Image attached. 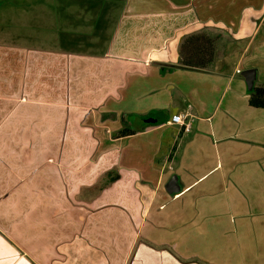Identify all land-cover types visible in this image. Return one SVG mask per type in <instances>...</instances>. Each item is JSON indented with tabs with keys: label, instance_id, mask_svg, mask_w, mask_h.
I'll use <instances>...</instances> for the list:
<instances>
[{
	"label": "crops",
	"instance_id": "0c3cea01",
	"mask_svg": "<svg viewBox=\"0 0 264 264\" xmlns=\"http://www.w3.org/2000/svg\"><path fill=\"white\" fill-rule=\"evenodd\" d=\"M247 70L264 0H0V264H264Z\"/></svg>",
	"mask_w": 264,
	"mask_h": 264
},
{
	"label": "trees",
	"instance_id": "16d2710c",
	"mask_svg": "<svg viewBox=\"0 0 264 264\" xmlns=\"http://www.w3.org/2000/svg\"><path fill=\"white\" fill-rule=\"evenodd\" d=\"M214 38L205 35H190L186 37L180 44L179 56L181 59V67L195 70L208 69L215 58ZM174 66H167L172 69ZM165 69V68H164ZM248 103L253 108L264 109V86H254L249 92ZM136 130L123 128L117 135H131Z\"/></svg>",
	"mask_w": 264,
	"mask_h": 264
},
{
	"label": "built area",
	"instance_id": "2783aa9c",
	"mask_svg": "<svg viewBox=\"0 0 264 264\" xmlns=\"http://www.w3.org/2000/svg\"><path fill=\"white\" fill-rule=\"evenodd\" d=\"M186 116L179 114L171 117L170 123L173 125L182 126L185 133L189 132V124L185 122Z\"/></svg>",
	"mask_w": 264,
	"mask_h": 264
},
{
	"label": "water",
	"instance_id": "95a60500",
	"mask_svg": "<svg viewBox=\"0 0 264 264\" xmlns=\"http://www.w3.org/2000/svg\"><path fill=\"white\" fill-rule=\"evenodd\" d=\"M242 76L245 79L248 90L251 91L252 88L254 87L255 71L254 70H247V71L243 72Z\"/></svg>",
	"mask_w": 264,
	"mask_h": 264
}]
</instances>
